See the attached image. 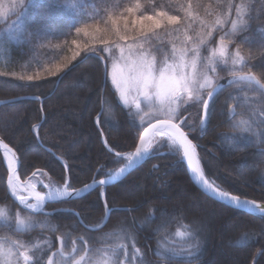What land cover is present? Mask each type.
<instances>
[{
    "label": "trees",
    "instance_id": "16d2710c",
    "mask_svg": "<svg viewBox=\"0 0 264 264\" xmlns=\"http://www.w3.org/2000/svg\"><path fill=\"white\" fill-rule=\"evenodd\" d=\"M133 5L145 14L180 16L183 9L208 22L222 21L210 44H228L242 65L235 74L218 68L223 81L213 91L206 123L201 115L199 129L189 136L208 179L232 196L264 203V91L256 83L264 85V0L26 1L0 21V100L30 97L0 106V138L18 154L21 180L39 174L53 185L69 179L71 190L79 189L109 177L123 164L118 155L136 149L142 115L123 104L109 80L111 61L105 49L94 47L84 34L109 31V22ZM240 11L241 22L233 29ZM156 45L146 42L159 60L166 53ZM7 177L0 149V206L37 223L14 231L17 240H33V235L45 234V226L53 248L58 237L110 233L117 241H108L106 250L116 251L118 241L123 244L116 235L129 234L130 250L160 264H264V215L229 208L202 193L182 158L165 144L126 179L108 187L105 199L96 189L47 207L68 212L22 209L8 194ZM75 213L86 226L108 220L86 232L83 225H67L79 222ZM191 230L205 238L202 254L192 260L159 254L161 243L180 240ZM86 244L99 245L89 237Z\"/></svg>",
    "mask_w": 264,
    "mask_h": 264
},
{
    "label": "rangeland",
    "instance_id": "374dc122",
    "mask_svg": "<svg viewBox=\"0 0 264 264\" xmlns=\"http://www.w3.org/2000/svg\"><path fill=\"white\" fill-rule=\"evenodd\" d=\"M26 1L32 0H0V21L15 14ZM124 13V15L116 16L117 19H113L111 23L109 22L110 30L107 32H100L97 29L84 31L85 36L90 37L92 40L90 44L94 47L96 45L103 46L109 57L111 61L109 80L112 87L117 91L126 107L134 108L142 115V131L156 121L169 120L178 123L189 135L191 131L199 129L201 124V115L203 114L201 99L207 100V93L215 92L222 84L223 78L218 75V68L224 67L235 74L241 67L243 59L237 53L231 52L229 45L223 43V41L215 46L210 44L214 30L222 25V21L208 22L206 19L183 11V9L180 16L171 15L165 11L145 14L137 5L128 7ZM172 16L176 17L175 21L169 19ZM242 16L243 12L240 11L234 22L239 24ZM145 17H152L153 20L159 21L158 26L153 23V20L144 19ZM15 26L19 27L20 25L16 24ZM177 39L179 40L178 44L176 43ZM147 41L158 44L156 45L157 48H163L161 53H166V56L157 60L152 55L154 53L153 49L146 47ZM121 48L124 49L123 53H121ZM222 48L224 50L223 57L220 55ZM130 52L133 54L132 59L144 55L153 60L157 69L167 65H173L174 68L179 66L178 70L183 72L187 78V88L176 99L161 100L155 95L154 91L150 94L151 98L146 99L143 95H137L134 90L126 93V99L122 98L120 91L112 82V68L114 64L123 67L129 63ZM136 102H139V108L136 107ZM181 111L185 114L181 115ZM164 144L171 153L183 158V151L179 146L172 145L168 139L158 135L148 144L149 156ZM133 152L118 155L123 164L118 170L109 172V177L115 175L130 163L131 157L134 156ZM195 152L197 154L196 150ZM29 182L40 194H45L48 190L63 188H66L68 192L72 191L69 179L63 185H53L47 176L38 174ZM211 182L216 185L213 181ZM216 186L221 189L218 185ZM101 194L103 198L106 197L105 191L101 190ZM0 212H3L4 216L7 217L6 220L0 218V264H36L37 259L46 261V249L48 248L49 253L54 241L51 238L45 239L46 234L33 235V240L28 242L15 239L14 231L30 230L37 223L30 218H24L18 213L17 215L21 219H25V224L17 225L14 222L16 213L11 207L0 206ZM186 235V233L181 234L180 240L174 239L169 244L161 243L159 254L169 260L176 257L192 260L191 257L202 254L200 251L205 246V238L201 235V232L191 230ZM110 236L114 235L104 233L101 238L92 235L83 237H95L94 241L99 243L101 248L105 246L104 243H108L104 241V238L109 237V241H117L116 238ZM116 237L123 238V244L120 240L118 241V251L105 250L103 252L102 249H95L98 254L81 264H160L152 262L144 253L137 254L136 250L128 248V245L133 246L132 240L129 239L133 236L127 234V236L116 235ZM21 244L24 245L23 248L20 247ZM192 249L194 250L193 253L191 252ZM21 251L27 252L30 260L25 261L20 256ZM83 252L84 248L78 246L76 255H83Z\"/></svg>",
    "mask_w": 264,
    "mask_h": 264
},
{
    "label": "snow or ice",
    "instance_id": "6c2138e0",
    "mask_svg": "<svg viewBox=\"0 0 264 264\" xmlns=\"http://www.w3.org/2000/svg\"><path fill=\"white\" fill-rule=\"evenodd\" d=\"M146 20H153L152 17H145ZM170 20L175 21L176 17H169ZM153 23L158 26L159 21L153 20ZM233 29L236 28V23L232 24ZM124 49L121 48V53ZM132 53H129V63L125 64L123 67L118 64H114L112 68V82L116 85L117 89L120 91L122 98L126 99V93L134 90L137 95H143L146 99H150L151 92L154 91L155 95L161 100L164 99H176L180 97L181 93L187 88L188 81L183 72L179 71V66L176 68L173 65H167L166 67L157 69L153 60L148 59L144 55L136 56L132 59ZM220 55L223 57L224 50L221 49ZM158 73V74H157ZM259 83V81H257ZM264 88V85H261ZM207 96L209 99H214L212 92H208ZM201 104L205 110V117H208L209 101L201 99ZM138 106V107H137ZM136 107L139 108V102H136ZM153 128H158L160 131L164 132L173 143H178L183 148V154L187 157V162L189 165L193 164V157L196 150V146L186 135L185 131L181 129L176 123H171L169 121H164L162 125H153ZM143 151H146L145 143L141 140V147L136 150V156H140ZM123 171V169L121 170ZM193 172L199 173V168L194 166ZM99 183L103 185L104 180H100ZM63 195V193L61 194ZM220 196L227 198L228 194L221 192ZM22 201L24 197L20 198ZM38 200L43 199V197H37ZM233 201L240 205V201L235 197H231ZM247 203H251L250 201ZM256 208H260V205H253ZM28 207H35L34 205H29ZM0 218L7 219L3 212H0ZM14 222L17 225H24L25 219H21L19 215L14 217ZM75 243V241L73 242ZM21 248L24 245H20ZM195 247V245H193ZM73 251L75 249L73 248ZM63 256L64 252L61 250L58 253L53 252L51 256H48L46 261L37 259L36 264H54V256ZM20 256L23 257L25 261L30 260L29 255L25 251L20 252ZM83 257H81V260ZM59 264H63L60 261ZM75 264H80V260H76Z\"/></svg>",
    "mask_w": 264,
    "mask_h": 264
},
{
    "label": "water",
    "instance_id": "95a60500",
    "mask_svg": "<svg viewBox=\"0 0 264 264\" xmlns=\"http://www.w3.org/2000/svg\"><path fill=\"white\" fill-rule=\"evenodd\" d=\"M257 83V81H256ZM257 85L264 91V88L261 87L262 83H257ZM23 99H30V97H19V98H14V99H9V100H0V106L7 105L16 101H20ZM210 101V99H207ZM202 119L203 123L206 121L205 117V110L203 109V114H202ZM164 121H169V120H159L151 125H149L147 128L144 129V131L141 133L140 139L138 141V144L136 146L133 156V161L129 163L125 168H123V171L118 172L117 174L107 178V179H101L104 180L105 183L101 185L99 183L100 180L91 182L79 189H76L69 193L68 195L64 196H58V197H46L41 199L42 206L39 207L38 209H34L32 207H28L27 204L22 203L19 198H17L13 191H12V181L16 178V176H19V170L21 167V161L19 159L18 154L10 147L8 146L1 138H0V149L2 152L7 151L14 159L15 163L9 167L8 166V177H7V188H8V194L9 196L24 210L32 213V214H50V212L46 211V207L50 204H57L60 202H66V201H72L76 200L79 198H82L83 196L89 194L90 192L96 190V189H107L108 187L115 185L122 180L126 179L133 171H135L138 167H140L147 159L149 156V149H148V144L151 139V137L155 134V132L158 130V128H153V125H162ZM171 123H175L173 121H169ZM177 124V123H176ZM179 125V124H177ZM180 126V125H179ZM182 129V128H181ZM183 130V129H182ZM186 135L189 137L188 133L185 131ZM190 139V137H189ZM141 140L144 141L146 151H143L140 156H136V150L141 147ZM191 140V139H190ZM183 162L186 166L188 176L192 183L205 195L210 197L211 199L233 209H238V210H243L247 211L253 214H259V215H264V203L256 202V201H251L248 199H243L240 197H236L240 201V205H237L235 201L231 199L233 197L232 195L227 196V198L220 196V194L216 193L212 189H210L199 177L198 173L193 172V167L196 166L194 162V157H193V164L189 165L187 162V157L184 156L183 154ZM251 203H247V202ZM253 205H260L261 207L258 209L254 207ZM122 210H127V208H122ZM78 216V214H77Z\"/></svg>",
    "mask_w": 264,
    "mask_h": 264
},
{
    "label": "bare ground",
    "instance_id": "6f19581e",
    "mask_svg": "<svg viewBox=\"0 0 264 264\" xmlns=\"http://www.w3.org/2000/svg\"><path fill=\"white\" fill-rule=\"evenodd\" d=\"M162 136L166 139H168V141L172 144V145H176V146H179L182 151H183V148L178 144V143H173L172 140H170L168 138V136L160 131L159 129L155 132V134L151 137L150 139V143H151V140L155 137V136ZM4 158H5V161H6V164L11 167L15 161L13 159V157L7 152V151H4ZM131 161H133V157H131L130 159V163ZM194 162H195V165L196 167L199 168V177L202 179V181L210 188L212 189L213 191H215L216 193L220 194L221 192H224L222 191L221 189H219L216 185H214L209 179H207V177L205 176L203 170H202V167L200 165V162H199V159H198V156L196 154V152L194 153ZM12 191L14 193V195L17 197V198H21V197H24V200L22 201L20 199V201L22 203H25L27 204L28 206L29 205H34V209H38L39 207L42 206V202H41V199L38 200L37 197H43V198H46V197H54V196H61V194L63 193V195L65 194H68L69 192L67 191L66 188H63V189H56V190H48L47 193L45 194H40L36 189L35 187L31 184V182H27V183H22L19 176L17 175L16 178L12 181ZM225 193V192H224ZM33 208V207H32Z\"/></svg>",
    "mask_w": 264,
    "mask_h": 264
},
{
    "label": "flooded vegetation",
    "instance_id": "af4514ba",
    "mask_svg": "<svg viewBox=\"0 0 264 264\" xmlns=\"http://www.w3.org/2000/svg\"><path fill=\"white\" fill-rule=\"evenodd\" d=\"M62 211V212H68L69 210L67 209H54L52 210L51 212H53L52 214H56L58 213L59 211ZM78 214V213H75V215ZM77 216V215H76ZM77 218L79 219V216H77ZM69 224H80L81 226L83 225V229L86 231V232H90V231H94L93 229L91 228H95L97 226H86L84 223H82V221H80L79 219V222L78 221H70V222H67V225ZM48 226V225H47ZM45 239L49 238V233L47 232L48 231V228L45 226ZM72 232V231H70ZM102 236V235H101ZM101 236H98L101 238ZM94 238L95 237H89V240H92V242L94 241ZM86 239L87 237H78V238H73L72 240L70 239V237H58V242H57V248H53L51 247V251H49L48 253V248L46 249V254L45 256L48 257V256H51L53 252H59V251H63L64 252V255L63 256H59L57 255L56 257H53V261H54V264H59L60 261H63V264H75V261L76 260H80V264L81 263H85L87 262L90 258L92 259L94 256H96L98 254V252L95 251V249H102L103 252L107 249V246H106V243L104 247H101L100 248V245H88L86 244ZM75 241V243H73ZM104 241H109V237L107 238H104ZM79 243H81L83 245L82 248H84V252H83V255H79L77 256L76 255V251H77V248L78 246L81 247L80 245H78ZM73 248L75 249V251H73ZM102 253V252H101ZM81 257H83V259L81 260ZM47 259V258H46Z\"/></svg>",
    "mask_w": 264,
    "mask_h": 264
},
{
    "label": "clouds",
    "instance_id": "9594fccd",
    "mask_svg": "<svg viewBox=\"0 0 264 264\" xmlns=\"http://www.w3.org/2000/svg\"><path fill=\"white\" fill-rule=\"evenodd\" d=\"M138 107V106H137Z\"/></svg>",
    "mask_w": 264,
    "mask_h": 264
}]
</instances>
